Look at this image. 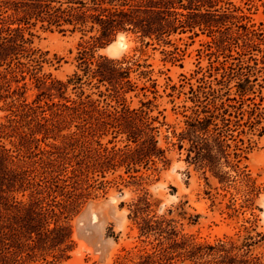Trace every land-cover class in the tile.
Returning <instances> with one entry per match:
<instances>
[{
  "label": "rangeland",
  "instance_id": "rangeland-1",
  "mask_svg": "<svg viewBox=\"0 0 264 264\" xmlns=\"http://www.w3.org/2000/svg\"><path fill=\"white\" fill-rule=\"evenodd\" d=\"M229 1L238 11H214L223 22L221 31L215 33L224 38L222 47L214 42L215 35L208 32L207 25L190 28V18L181 14L176 23L183 22L185 28L180 31L186 32L171 35L170 44L143 41L131 31L124 33L126 47L117 56H106L135 63L126 103L136 108L143 102L148 105L145 108L154 119L150 122L159 146L166 149L165 157L145 160L131 172L121 166L104 177L94 174L87 184L77 185L73 180L56 192L42 183L44 175L35 171L30 176L32 185L17 194L25 205L12 211L0 203V264H116L128 251L134 259L153 252L155 237L141 236L132 218L133 203L143 196L152 204L147 217L173 218L180 233L192 235L197 243L238 239L239 243H251L254 254H264V0ZM150 18L154 19L152 15ZM31 31L34 45L47 51L50 58L57 57L44 66L45 72L65 81L79 70V44L89 36L60 32L42 22H36ZM115 41L96 54L104 55ZM27 82V101L42 98L32 80ZM83 89L84 95L99 98L98 89L90 85ZM80 92L70 86L66 96L78 100ZM45 101L52 103L44 96L40 105ZM11 103L10 98L0 100V123L7 124L14 117ZM196 110H210L226 118V123L220 117L216 120V135L220 132L222 142L208 139L203 145L207 154H213L206 165L187 161V150L172 144L177 140L173 131L180 132ZM25 132L27 135L22 136ZM110 140L109 146L130 144L122 136L102 138L104 144ZM1 141L13 150L22 141L35 152L53 142L51 138L33 140L28 128L19 122H13ZM34 159L19 156L16 162L23 170H30ZM247 198L251 200L245 201ZM74 200L78 201L75 208L70 205ZM30 204L38 215L32 216ZM57 224L68 225L71 230L66 243L52 247L50 242L39 240V235L47 236L45 232H53ZM30 225H35L38 235L29 232ZM51 235L64 233L59 230ZM173 264L198 263L178 258Z\"/></svg>",
  "mask_w": 264,
  "mask_h": 264
},
{
  "label": "trees",
  "instance_id": "trees-1",
  "mask_svg": "<svg viewBox=\"0 0 264 264\" xmlns=\"http://www.w3.org/2000/svg\"><path fill=\"white\" fill-rule=\"evenodd\" d=\"M214 11L238 9L229 0H187V3L183 0H0V100L11 99L10 110L14 115L7 124L0 123V203L8 206V210L12 207V211L25 205L17 199V194L32 185L30 176L35 171L37 175H44L42 183L56 192L65 189L73 180L77 185L87 184L94 174L104 177L121 166L131 172L145 160L165 157L166 149L159 146L155 127L150 122L154 119L145 108L148 105L143 102L136 108L126 103V95L133 87L130 74L135 63L126 58L97 55L96 51L116 39L118 32L128 31L138 34L143 41L155 39L170 44L171 35L186 32L180 31L181 27L185 28L183 22L181 25L176 23L178 14L190 18V25H187L190 28L207 25L208 32L215 35L221 31L223 22L216 18L220 14ZM151 15L154 19H149ZM36 22L60 32H80L82 38L89 36L79 44L76 56L79 70L67 80L57 79L44 71V66L52 64L57 57L50 58L47 51L34 45L35 34L31 28ZM213 40L219 47L224 44L221 36L215 35ZM27 79L41 90L42 98L45 96L52 103L45 101L40 105L42 98L27 101ZM85 85L98 89L99 98L84 95ZM70 86L81 90L78 100L66 96ZM101 87L105 89L101 90ZM54 98L59 99L55 101ZM61 99L65 101L61 102ZM219 117L210 110H196L180 132L173 131L177 140L172 144L187 150V161L206 165L213 157L212 151L207 154L203 145L208 139L222 142L220 132L216 135ZM220 120L226 123L224 116ZM13 122L28 128L33 140L45 142L51 138L53 142L45 143L49 148H39L41 151L35 152L21 141L13 150L1 141L8 136ZM37 134L42 137L36 138ZM26 135L25 132L22 136ZM108 135L114 139L125 137L130 144L109 146L111 140L104 144L102 138ZM19 156L36 158L34 168L23 170L16 162ZM88 187L92 186L89 184ZM77 203L74 200L70 205L75 208ZM133 206L132 218L140 235H153L157 242L153 252L134 259L128 251L117 258L116 264H173L178 258L198 264H264V254H254L248 241L239 243L238 239H230L214 244L197 243L192 235L180 233L173 218L165 215L147 217L152 206L147 196L139 197ZM39 208L43 211L42 205ZM28 210L32 216L38 215L37 208L31 204ZM172 212L170 209L169 213ZM28 230L38 235L35 225H30ZM59 230L64 235L52 237L51 233ZM45 233L48 235H39V240L56 247L67 242L71 230L68 225L57 224L53 232Z\"/></svg>",
  "mask_w": 264,
  "mask_h": 264
},
{
  "label": "clouds",
  "instance_id": "clouds-1",
  "mask_svg": "<svg viewBox=\"0 0 264 264\" xmlns=\"http://www.w3.org/2000/svg\"><path fill=\"white\" fill-rule=\"evenodd\" d=\"M125 36L126 34L118 32L116 34V41L113 43V45L110 48L105 50L104 55L117 56L118 50L124 47L122 41H124Z\"/></svg>",
  "mask_w": 264,
  "mask_h": 264
},
{
  "label": "bare ground",
  "instance_id": "bare-ground-1",
  "mask_svg": "<svg viewBox=\"0 0 264 264\" xmlns=\"http://www.w3.org/2000/svg\"><path fill=\"white\" fill-rule=\"evenodd\" d=\"M122 44L124 45V47H126V43H125V41H122ZM112 45H113V44H111L110 47H111ZM124 47H123V48H124ZM123 48H121V49L118 50V54H119L120 52H122Z\"/></svg>",
  "mask_w": 264,
  "mask_h": 264
}]
</instances>
